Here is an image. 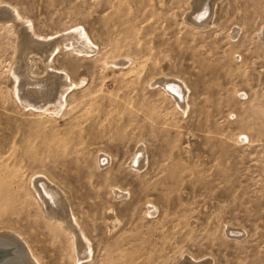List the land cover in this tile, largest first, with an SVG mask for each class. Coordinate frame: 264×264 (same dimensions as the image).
Segmentation results:
<instances>
[{
    "label": "rangeland",
    "instance_id": "374dc122",
    "mask_svg": "<svg viewBox=\"0 0 264 264\" xmlns=\"http://www.w3.org/2000/svg\"><path fill=\"white\" fill-rule=\"evenodd\" d=\"M0 1L40 38L82 27L92 46L55 53L80 84L59 110L33 97L36 110L13 72L48 79L44 62L21 61L18 33L0 23V229L46 264H264V0H222L214 27L186 19L188 0ZM173 79L188 104L161 86ZM36 171L69 191L94 243L79 263L29 193Z\"/></svg>",
    "mask_w": 264,
    "mask_h": 264
},
{
    "label": "bare ground",
    "instance_id": "6f19581e",
    "mask_svg": "<svg viewBox=\"0 0 264 264\" xmlns=\"http://www.w3.org/2000/svg\"><path fill=\"white\" fill-rule=\"evenodd\" d=\"M220 2H222V0H188V5L190 6L191 11L188 12L189 17L186 19L194 25H207L214 27L216 25L214 21V17L216 15L215 8ZM1 14L4 15V20L0 23H9L8 25L13 27V29H15L18 33V37H20L18 38L20 39L18 58L22 61L26 55L31 53L39 55L42 62H44L45 71L48 74L46 75L49 76L48 79H36L35 81V79H32L28 75L26 78L27 80L22 81L18 73L13 72L14 80L17 83L22 84L23 88L21 89L23 90L26 88V90H28L25 95L26 98L29 99V97H31V101L23 98V101L25 102L24 106L28 107L31 105L36 110L41 109L43 108L42 106H35V103H37L35 101L37 99L34 101L33 97L39 98L46 96V98H52H50L49 102L54 104L55 109L59 110L62 108V105L66 103V92L70 89L72 90L73 87H76L80 83L73 81L72 77L64 69L55 67L53 57L61 47L65 50L69 47V49L77 52H91L92 46L89 43L90 39L87 33L82 27L80 29L67 32L60 36L68 37L65 41L68 40L69 42L62 43V37H51L47 39L45 37L40 38L41 36H37V34L32 31L31 26L25 25L24 22L20 20V13L16 7L0 1V15ZM21 24L24 26H20ZM25 73L27 74V72ZM149 85H151V83ZM161 86L167 92L171 93L172 96L176 97L179 102L184 103L186 100L185 104H188L183 89L186 85L183 81L174 79L165 80ZM14 88L17 92V96H20L21 94L20 90H18L19 88L17 86ZM27 95L29 96L27 97ZM32 101L35 103H32ZM145 149L147 148L140 146L139 149L136 150L134 159H132L134 164H140V161L143 159V154L146 152ZM107 158L108 157L106 155L102 154L100 162L106 161ZM5 168L6 167H3V169ZM8 185L9 183L6 178L0 177V191H2L3 188L8 187ZM27 188L30 195H32L34 199L40 203L45 217L52 222L59 223L68 231L72 240V250L77 254L76 255L74 253L77 258L75 259L76 262L79 263V260L90 257L94 252V243L91 237L86 234L84 227L81 224L82 222L75 216L69 191L50 173L45 171H36L32 173L27 180ZM113 192L114 195L118 197V195L120 196L123 191L120 188H117L116 190L114 189ZM48 194L53 195V200L56 204L53 207H49L47 204L46 197ZM0 249L7 250L5 255H1L0 253V256H4L0 260V264H46L39 251L34 248L30 241L27 240V238L20 231L16 230L9 224L1 225ZM14 252H17L19 258L13 257Z\"/></svg>",
    "mask_w": 264,
    "mask_h": 264
},
{
    "label": "water",
    "instance_id": "95a60500",
    "mask_svg": "<svg viewBox=\"0 0 264 264\" xmlns=\"http://www.w3.org/2000/svg\"><path fill=\"white\" fill-rule=\"evenodd\" d=\"M7 250L6 249H0V253H1V255H5L7 252H6ZM4 256H0V260L3 258Z\"/></svg>",
    "mask_w": 264,
    "mask_h": 264
}]
</instances>
